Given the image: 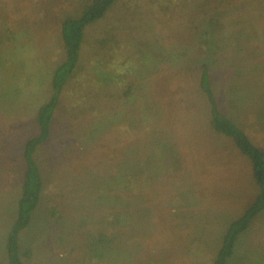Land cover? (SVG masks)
<instances>
[{
	"label": "rangeland",
	"instance_id": "374dc122",
	"mask_svg": "<svg viewBox=\"0 0 264 264\" xmlns=\"http://www.w3.org/2000/svg\"><path fill=\"white\" fill-rule=\"evenodd\" d=\"M89 1L0 0V264L24 144L63 60L58 19ZM203 63L222 112L264 150V0H118L86 29L37 154L44 193L21 233L25 264H212L258 188L208 126ZM239 239L230 264H264V211Z\"/></svg>",
	"mask_w": 264,
	"mask_h": 264
},
{
	"label": "trees",
	"instance_id": "16d2710c",
	"mask_svg": "<svg viewBox=\"0 0 264 264\" xmlns=\"http://www.w3.org/2000/svg\"><path fill=\"white\" fill-rule=\"evenodd\" d=\"M117 1L90 0L80 10L79 15L64 14L58 19L61 28L63 60L52 74L49 99L37 109L35 114L34 123L38 128V133L24 144L25 168L17 218L7 234L6 251L8 258L6 264H25L24 259H32L34 256V252L30 249L22 252L20 237L21 233L29 227L44 193V182L37 161V154L51 138L52 126L63 90L80 62L86 29L103 19ZM199 70L197 82L199 83V91L203 94L208 105V126L212 130V134L231 140L240 154L249 160L253 170V179L258 188L256 197L250 206L238 219L230 223L223 237L222 245L212 262V264H230L234 256L235 245L240 240V236L254 225L258 215L264 211V150L254 144L248 134L222 112L215 94L210 66L203 63ZM117 176V174H113L112 177L118 179ZM106 239V236L101 237L98 243H105Z\"/></svg>",
	"mask_w": 264,
	"mask_h": 264
}]
</instances>
